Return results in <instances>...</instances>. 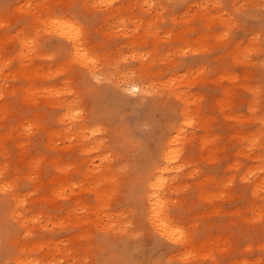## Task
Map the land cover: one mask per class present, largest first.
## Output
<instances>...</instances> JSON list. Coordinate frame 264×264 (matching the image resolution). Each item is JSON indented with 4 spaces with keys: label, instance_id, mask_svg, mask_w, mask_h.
I'll use <instances>...</instances> for the list:
<instances>
[{
    "label": "rangeland",
    "instance_id": "rangeland-1",
    "mask_svg": "<svg viewBox=\"0 0 264 264\" xmlns=\"http://www.w3.org/2000/svg\"><path fill=\"white\" fill-rule=\"evenodd\" d=\"M98 2L0 0V21L12 29L0 28V187L12 185L0 191V264H14L20 251L43 264H260L255 218L264 209V155L259 145L245 144L260 135L264 118L256 91L264 86V0H112L111 9L88 7ZM72 5L84 6L77 14L91 33L88 50L100 53L94 69L110 82L85 80L83 71L62 79L72 67L60 62L69 44L53 33L42 32L34 52L21 48L19 39L35 33L42 14L68 13ZM224 31L229 35L220 39ZM77 81L68 91L81 94L85 109L67 120L65 90ZM131 85L140 92L131 94ZM30 87L53 93L29 94ZM189 110L192 127L185 124ZM81 125L103 139L87 130L73 135ZM96 140L99 148L90 150ZM177 147L185 167L164 173L176 177L168 182L165 212L188 238L173 244L146 217L144 185L168 164L162 154ZM14 194L26 203L15 205ZM11 212L38 219L23 222ZM34 242L43 246L25 250Z\"/></svg>",
    "mask_w": 264,
    "mask_h": 264
},
{
    "label": "snow or ice",
    "instance_id": "snow-or-ice-1",
    "mask_svg": "<svg viewBox=\"0 0 264 264\" xmlns=\"http://www.w3.org/2000/svg\"><path fill=\"white\" fill-rule=\"evenodd\" d=\"M112 0H99L98 3L90 4L88 7L96 8V9H111L116 7ZM221 6V5H217ZM29 7H32L29 5ZM84 6L83 5H72L71 9L68 13H61L59 9L52 12L49 15H41L40 22L37 26V30L30 38L22 37V44L25 49L28 50L29 53L34 52L36 50V45L38 43V37L41 35L42 32H47L51 35L53 32L57 33L58 35H65L66 32L64 30L71 31V38L75 42V53H73V46L69 45L66 49V54L62 56L60 62L64 64H71L72 67L68 68L66 75L62 77L64 80H74L77 72L83 71L85 80L94 81L95 84H101L102 82H110V77L101 76L98 74V71L93 68V66H99L101 61L98 59L100 53L99 51L93 49L89 51L91 41L89 40L86 42V37H89L91 33H85L83 30L85 27V17L83 16L82 12L78 13V10H81ZM156 7V6H151ZM71 16L72 19L69 20L68 17ZM0 28H5L8 34L11 33L10 26H7L4 22L0 21ZM229 33L227 31L223 32V35L220 36V39L227 38ZM264 47V45H262ZM190 49H185L182 51L181 55H188ZM251 49H249V53H251ZM143 59L147 60L148 57L144 56ZM6 67V66H5ZM2 70V69H0ZM135 75V74H133ZM78 87L77 82H70L66 88V98L71 101L70 106L68 107L67 111L64 113L65 119L67 120H76L77 118L81 117L84 112V105L83 101L80 99L81 94L78 92H70L68 90ZM131 94H136L140 92V88L137 86H130ZM257 93L264 97V86L256 90ZM148 95H152L151 92ZM261 103H264V99H261ZM191 111L189 110V117L185 118V124L189 127H192L196 120L194 117L191 116ZM31 125H29V131L31 130ZM98 130H93L92 135L95 136L97 139L102 140L103 137L97 134ZM179 137L177 138V142ZM257 145L261 148V155H264V118L260 120V135L258 137H254L250 141H247L245 146L249 149L255 148ZM108 157L105 156V159ZM169 163L165 165L162 169L164 173H181L185 167L183 163V156L180 153L179 147L175 148L173 151L169 152L168 155ZM191 170V169H190ZM198 171V169H196ZM260 171L264 174V165H261ZM195 174V172H194ZM254 175V174H249ZM0 176H4V172L0 169ZM176 177L174 175H158L153 177L150 180V187L152 188V197L153 199V207H152V214L153 220L156 224L157 222H162L165 216V209L168 204V200L166 199L167 196V186L169 180H174ZM248 177H245L247 180ZM231 181H229V184ZM228 185H225L227 187ZM12 189V185H5L0 187V191L8 192ZM66 189L57 193L58 197L63 200L66 198ZM259 192L261 196H264V186L259 188ZM26 203V200L21 199L18 202V206H22ZM259 221V226L262 229L261 231V256L264 257V209H262L261 214L259 217L255 218ZM169 229H171L169 231ZM159 232L170 242L173 244H180L184 240L187 239V229L185 226H182L179 223H166L163 229H158ZM26 235H32L31 231H27ZM187 260L188 258L185 257ZM260 264H264V259L260 261Z\"/></svg>",
    "mask_w": 264,
    "mask_h": 264
},
{
    "label": "bare ground",
    "instance_id": "bare-ground-1",
    "mask_svg": "<svg viewBox=\"0 0 264 264\" xmlns=\"http://www.w3.org/2000/svg\"><path fill=\"white\" fill-rule=\"evenodd\" d=\"M98 1V0H97ZM93 3V2H92ZM30 5V4H29ZM34 6V5H33ZM39 6V5H38ZM18 8L20 7V6H17ZM17 7H15V8H17ZM19 9H21V7L19 8ZM29 9H31V8H29ZM33 9V8H32ZM39 8H37V10H38ZM52 10V9H51ZM33 11V10H32ZM14 13V12H13ZM19 13V12H18ZM41 13V12H40ZM28 14V13H27ZM51 14V13H50ZM20 15V14H19ZM29 15V14H28ZM43 15V14H42ZM49 15V14H48ZM31 16V15H30ZM32 17V16H31ZM41 17V16H40ZM72 18V17H71ZM71 18H68L69 20H71ZM36 19H38V18H36ZM120 19V18H119ZM121 20V19H120ZM29 21V20H28ZM27 21V22H28ZM35 21V20H34ZM152 22V21H151ZM35 23V22H34ZM39 23V22H38ZM65 32H66V34L65 35H58L57 33H55V32H53V35L55 34V35H57L58 37H60V38H62V39H64L66 42H67V44H69V45H72L73 46V53H75V42H74V40L71 38V31L70 30H64ZM45 35V34H44ZM48 36V35H47ZM51 37V36H50ZM16 40V39H15ZM19 41H20V43L22 44V38L21 39H19ZM22 50H23V52H24V50L27 52L28 50L27 49H25L24 47H23V44H22ZM63 50H65V49H63ZM21 51V50H20ZM23 52H22V54H23ZM3 53V52H2ZM16 53V52H15ZM38 53V52H37ZM65 54H66V52H64ZM21 54V55H22ZM38 55V54H37ZM36 55V56H37ZM22 56H24V55H22ZM17 60V59H16ZM25 61V60H24ZM6 62V61H5ZM4 62V63H5ZM8 64V63H7ZM23 65V64H22ZM5 68H7V67H5ZM21 68V67H20ZM93 68H96V66L94 67L93 66ZM169 69V68H168ZM22 70V69H21ZM44 70V69H43ZM5 71V70H4ZM45 71V70H44ZM46 72V71H45ZM10 73V72H9ZM28 74V73H27ZM169 75V74H168ZM167 79V78H166ZM168 80V79H167ZM170 81V80H169ZM163 82V81H162ZM175 82H176V80H175ZM169 83V82H168ZM27 85V84H26ZM38 85V84H37ZM175 85V84H174ZM133 86H137V85H133ZM147 86V85H146ZM163 86V85H162ZM138 87V86H137ZM126 88V87H125ZM179 89V88H178ZM28 90V89H27ZM41 90L43 91V90H45V91H48L50 94H52L53 93V89H51V87L50 88H33V87H30L29 88V90L27 91V93H29V94H34V93H41ZM55 91V90H54ZM72 91V90H71ZM19 92H21V91H19ZM52 92V93H51ZM65 92V91H64ZM129 92V91H128ZM22 93V92H21ZM21 93H19V94H21ZM9 95V94H8ZM53 95H55V94H53ZM178 95V94H177ZM182 95V94H181ZM3 97V96H2ZM50 97V96H49ZM162 97V96H161ZM1 99V98H0ZM52 99V98H51ZM54 99V98H53ZM57 102V101H56ZM62 107V106H61ZM5 115V114H4ZM15 115V114H14ZM64 116V115H63ZM65 119V118H64ZM36 122H37V120H36ZM73 122V121H72ZM78 122V121H77ZM13 123V122H12ZM29 123H30V121H29ZM38 123V122H37ZM27 124V123H26ZM66 125L68 124V123H65ZM64 124V125H65ZM76 124V123H75ZM75 126V125H74ZM10 127V126H9ZM27 127H28V125H27ZM64 127V126H63ZM73 127V126H72ZM26 128V127H25ZM74 128H76V127H74ZM95 129V128H94ZM71 130H72V128H71ZM85 130H87L89 133V135H91V136H93L92 135V132H93V130H90V128H88L87 126H84V125H81V126H78L77 127V130L73 133V135L75 134V133H85ZM96 130H98V129H96ZM29 131V130H28ZM174 131V130H173ZM6 132V131H5ZM13 132V131H12ZM9 133V132H8ZM7 133V134H8ZM176 133V132H175ZM6 134V135H7ZM99 134V133H98ZM177 134H179V133H177ZM177 134H176V136H177ZM68 135V134H67ZM69 136V135H68ZM192 137V136H191ZM67 138V137H66ZM69 139H70V137H69ZM93 140H95V138L93 139ZM97 142V143H96ZM95 146H91L89 149L90 150H93L94 148H96V147H98L99 148V146H100V143H99V141L98 140H96L95 141ZM178 145V144H177ZM170 147H171V145H170ZM175 147V146H174ZM188 148V147H187ZM175 149V148H174ZM173 149V150H174ZM166 150V149H165ZM173 150H170V149H168L167 151H165L163 154H162V156H163V160L162 161H164V163H169V161H168V155H169V152H171V151H173ZM192 150V149H191ZM68 151V150H67ZM96 151H98V150H96ZM38 161V160H37ZM36 161V162H37ZM165 166V165H164ZM163 166V167H164ZM35 167H37L36 165H35ZM163 167H159L158 169H157V173H155V174H150V176L148 177V180L146 181L147 183H146V185H144V189H145V197H146V199H147V204H148V216H146V217H148L147 219L150 221V223H151V225L153 226V228H155V230H156V232L158 233V235H161L162 237H164L160 232H159V230L158 229H163L164 228V225L166 224V223H172V221H171V219L169 218V216L167 215V213L165 212V216H164V220L162 221V222H157L156 224L154 223V220H153V214H152V207H153V197H152V195H151V193H152V188L150 187V180L153 178V177H155V176H158V175H165L164 174V172L162 171V169H163ZM31 169V168H30ZM142 177V176H141ZM135 179V178H134ZM75 180V179H74ZM74 183V182H73ZM2 184V183H1ZM6 184H7V182H6ZM2 186H5V184L4 185H2ZM1 186V187H2ZM72 186H74V184L72 185ZM62 187V186H61ZM63 188V187H62ZM71 188V187H70ZM63 189H61V191H62ZM70 190V189H69ZM56 191H57V189H56ZM10 192V191H9ZM59 192V191H58ZM11 195V194H10ZM12 197V196H11ZM24 198V197H23ZM19 200H21L20 199V196H17V195H15L14 194V204L15 205H18V202H19ZM58 202V201H57ZM28 203V202H27ZM15 205H14V207H15ZM9 207V206H8ZM7 207V208H8ZM19 207V206H18ZM168 207V206H167ZM14 209V208H13ZM19 210H20V208H19ZM26 210V208L24 207V211ZM14 211V210H13ZM13 213H15V212H11L10 214L12 215ZM16 213H18V212H16ZM21 213H23V212H21ZM25 213V212H24ZM100 213V212H99ZM104 213V212H103ZM20 214V213H19ZM97 214V213H96ZM105 214V213H104ZM103 214V215H104ZM18 215V214H17ZM29 214H27V216H28ZM30 215H31V213H30ZM35 214H33V216H34ZM38 215V214H37ZM99 215H102V214H99ZM258 215V214H257ZM13 216V215H12ZM26 216V215H25ZM25 216H23V215H21L20 214V216L19 217H21L22 218V220H23V222H27V221H31V220H34L35 218H37L38 219V217H35V218H33L32 217V215L30 216L31 218L29 219V217H25ZM97 216V215H96ZM105 216H107L108 217V215H105ZM13 217H17L18 219H19V217L18 216H13ZM12 217V218H13ZM111 216H109V218H110ZM16 218V219H17ZM179 218V217H178ZM7 219V218H6ZM15 219V218H14ZM17 219V220H18ZM21 220V219H20ZM15 221V220H14ZM111 221V220H110ZM110 221H108V222H110ZM115 221V220H114ZM22 222V223H23ZM113 222V221H112ZM18 223H20V222H18ZM114 223V222H113ZM2 223H0V225H1ZM25 224V223H24ZM37 224H38V222H37ZM20 225V224H19ZM28 225H30V224H28ZM38 225H40V224H38ZM109 225V224H108ZM107 225V226H108ZM39 227V226H38ZM121 227V226H120ZM119 227V228H120ZM152 228V229H153ZM34 230V229H33ZM171 229H169V231H170ZM31 231V230H30ZM188 231V230H187ZM34 232V231H33ZM190 232V231H189ZM14 233V232H13ZM23 233V232H22ZM24 233H25V231H24ZM22 235V234H21ZM34 236V235H33ZM13 237V236H12ZM15 237V236H14ZM17 238V237H16ZM22 238V237H21ZM27 238V237H26ZM39 238H40V236H39ZM42 238V237H41ZM188 238V237H187ZM15 239V238H14ZM35 239V238H34ZM36 239H37V237H36ZM118 239V238H117ZM30 240V239H29ZM32 240V239H31ZM27 241V240H26ZM32 241H34V240H32ZM38 241V240H37ZM42 241V240H41ZM195 241V240H194ZM9 242V241H8ZM29 242V241H28ZM43 242V241H42ZM188 242L189 243H191V240L190 239H188ZM196 242V241H195ZM49 243V242H48ZM183 243V242H182ZM187 243V242H186ZM50 244V243H49ZM59 244V243H58ZM7 245H9L8 243H7ZM6 245V246H7ZM186 245V244H185ZM188 245V244H187ZM192 245V244H191ZM23 246H24V248H25V250H29L28 252H33V249H39V248H41L42 246H43V244H41L40 242H34V243H32V244H30V243H25V244H23ZM193 246V245H192ZM177 247V246H176ZM187 247V246H186ZM189 247H191V246H189L188 245V248ZM194 247V246H193ZM207 247V246H206ZM16 249V248H15ZM15 249H14V251H15ZM46 249V248H45ZM52 249V248H51ZM185 250H187L188 251V249H185ZM53 251V250H52ZM9 252H10V249H9ZM188 252H192L190 249H189V251ZM188 252H186V253H188ZM213 252V251H212ZM17 253V252H16ZM55 253V252H54ZM21 254V255H20ZM25 254V253H24ZM49 254V253H48ZM180 254V253H179ZM202 254V253H201ZM9 255V254H8ZM39 255V254H38ZM7 256V255H6ZM35 256V255H34ZM5 257V256H4ZM37 257V256H36ZM6 258V257H5ZM38 258H40V256L38 257ZM38 258H32V257H26V256H24L23 255V251H20V253H18V255L17 256H14L13 257V259H15L14 261H15V263L16 264H43V263H41L42 262V260H39ZM44 258V257H43ZM48 257H46V259H47ZM11 259V258H10ZM123 259V258H122ZM4 260V259H3ZM53 260V259H52ZM51 260V261H52ZM9 261V260H8ZM46 260H44V262H45ZM54 261H57V260H55L54 259ZM6 262H7V260H6ZM50 262V261H49ZM48 262V264H50ZM106 262V261H105ZM14 263V264H15ZM46 263V262H45ZM53 263V262H52ZM4 264V263H3ZM7 264V263H6ZM9 264H10V261H9ZM238 264H239V261H238Z\"/></svg>",
    "mask_w": 264,
    "mask_h": 264
}]
</instances>
